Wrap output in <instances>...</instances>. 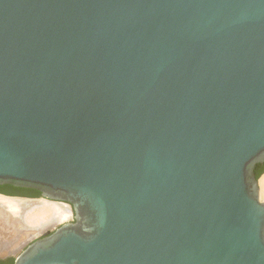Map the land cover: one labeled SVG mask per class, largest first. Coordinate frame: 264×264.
Listing matches in <instances>:
<instances>
[{"label": "water", "instance_id": "obj_1", "mask_svg": "<svg viewBox=\"0 0 264 264\" xmlns=\"http://www.w3.org/2000/svg\"><path fill=\"white\" fill-rule=\"evenodd\" d=\"M259 164L264 0H0V186L74 214L14 264H264Z\"/></svg>", "mask_w": 264, "mask_h": 264}, {"label": "bare ground", "instance_id": "obj_2", "mask_svg": "<svg viewBox=\"0 0 264 264\" xmlns=\"http://www.w3.org/2000/svg\"><path fill=\"white\" fill-rule=\"evenodd\" d=\"M259 187L260 200L264 202V175ZM73 217L72 207L67 203L0 195V257L14 254L31 236L69 223Z\"/></svg>", "mask_w": 264, "mask_h": 264}, {"label": "trees", "instance_id": "obj_3", "mask_svg": "<svg viewBox=\"0 0 264 264\" xmlns=\"http://www.w3.org/2000/svg\"><path fill=\"white\" fill-rule=\"evenodd\" d=\"M256 176L259 179L263 174H264V164L261 165H257L256 168ZM4 189H6L9 192H5L3 194L7 195V196H22V197H27V198H39V194L35 193V191L33 190H29V189H17L16 187L10 186V185H5V187H3ZM0 264H14V261L11 260H7V261H0Z\"/></svg>", "mask_w": 264, "mask_h": 264}, {"label": "rangeland", "instance_id": "obj_4", "mask_svg": "<svg viewBox=\"0 0 264 264\" xmlns=\"http://www.w3.org/2000/svg\"><path fill=\"white\" fill-rule=\"evenodd\" d=\"M264 175V174H263ZM262 175V176H263ZM261 176V177H262ZM260 180V179H259ZM38 199H40V198H38ZM73 219V218H72ZM71 219V220H72ZM71 222V221H70ZM60 226H61V224H60ZM59 225H57V226H54V227H52V228H50V229H48L46 232H44V233H42V234H39V235H34V236H31L30 238H28L26 241H24V243H22V245H20L18 248L19 249H17V251L14 253V254H12V255H10V256H7V257H5V259H6V261L7 260H11V261H15V259L29 246V245H31L33 242H35L36 240H38V239H40V238H43V237H45V236H47V235H50V234H52L57 228H59L60 227ZM24 244V245H23ZM22 246V247H21Z\"/></svg>", "mask_w": 264, "mask_h": 264}, {"label": "flooded vegetation", "instance_id": "obj_5", "mask_svg": "<svg viewBox=\"0 0 264 264\" xmlns=\"http://www.w3.org/2000/svg\"><path fill=\"white\" fill-rule=\"evenodd\" d=\"M3 187H5V186H0V194H3V193H5V192H9V191H7L6 189H4ZM17 189H20V188H17ZM21 189H24V188H21ZM29 190H32V189H29ZM33 191H35V190H33ZM35 193H37V194L40 195L39 198H42L41 193H39V192H37V191H35ZM3 195H5V194H3ZM14 197H22V196H14ZM26 198H27V197H26Z\"/></svg>", "mask_w": 264, "mask_h": 264}, {"label": "built area", "instance_id": "obj_6", "mask_svg": "<svg viewBox=\"0 0 264 264\" xmlns=\"http://www.w3.org/2000/svg\"><path fill=\"white\" fill-rule=\"evenodd\" d=\"M74 221V217H73V219L71 220V222H73Z\"/></svg>", "mask_w": 264, "mask_h": 264}, {"label": "crops", "instance_id": "obj_7", "mask_svg": "<svg viewBox=\"0 0 264 264\" xmlns=\"http://www.w3.org/2000/svg\"><path fill=\"white\" fill-rule=\"evenodd\" d=\"M62 225V224H61ZM60 226V225H59Z\"/></svg>", "mask_w": 264, "mask_h": 264}]
</instances>
